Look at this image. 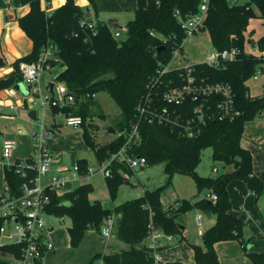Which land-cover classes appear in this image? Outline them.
Segmentation results:
<instances>
[{"label": "trees", "instance_id": "obj_1", "mask_svg": "<svg viewBox=\"0 0 264 264\" xmlns=\"http://www.w3.org/2000/svg\"><path fill=\"white\" fill-rule=\"evenodd\" d=\"M87 1L89 9L78 6L74 0H64L62 6L47 14L41 9L40 0H20L22 5L29 7V11L17 22L31 41L32 50L13 62L11 66L15 76L0 81V90L20 82L19 64L36 61L50 46L49 65L63 69L56 82L64 84L75 98L74 103L63 111L82 118V139L97 163L116 153L124 143L123 135L136 125L140 141L130 152L132 155L145 158L146 166L164 163L167 174L179 173L193 179L197 193L193 199L182 200L183 212L199 210L215 216L214 224L201 234L202 245L190 244L194 264H219L214 244L230 240L240 243L243 253L253 264H264V251H252L251 238L243 239L244 222L231 213L227 191L230 182L240 180L257 197L264 195V182L253 174L250 153L240 145L245 123L264 114V94L250 96L246 85L257 72L264 71L262 57L246 50L256 45L258 51L264 52V35L254 41L251 33H247L251 20L259 18L264 21V0H208L206 17L199 32L207 34L211 48L216 52L236 48L240 53L218 69L204 63L194 64L192 76L198 80L196 84L227 85L237 115L229 121H207L193 137L184 136L180 127L171 128L150 122L146 114L159 113L168 108L175 110L183 120L193 118L194 102L187 100L182 106L174 108L163 101L166 91L174 85L183 84L180 76L184 70L173 69L162 75L159 72L170 63L175 52H183L186 33L178 18L185 20L195 15L202 0H135L133 18L125 24L126 30L120 32L118 38L114 33L119 28L110 22L95 21L92 30L80 26L82 20L92 19V12L94 15L97 13L94 0ZM6 66V60L0 56V68ZM99 92L107 93L120 110L119 117L111 123L116 137L105 144L96 142L97 126L93 123L96 114L91 111V107L95 106L92 95ZM221 99L219 96H208L205 106H212ZM139 106L145 110L141 116L136 111ZM209 111L217 113L214 108ZM52 112L56 113V109ZM97 115L105 118L101 111ZM119 133L123 135L119 136ZM205 148L212 150L213 162L222 163L223 167L230 166L231 170L214 177L199 176L195 169ZM31 162V158L25 161ZM19 164L15 161L14 165ZM77 167L83 176L87 162L78 160ZM109 169L111 177H105V182L113 199L125 180L122 172L129 175L132 172L117 162H112ZM24 173L22 177L14 167L3 169V181L9 188L10 197L20 196L22 185L34 176L30 169H24ZM203 191L215 195L216 201L200 197ZM91 192L90 184L77 186L61 196L47 192L49 203L46 213L70 220L67 233L72 249L81 244L89 231L100 234L106 219L115 216L114 235L130 248L119 253L95 255L85 264H157L154 252L158 249H152L146 243L150 225L166 235L183 238V231L175 221L178 215L175 208L172 205L168 208L162 206L158 191H145L139 198L112 209L103 207L99 201H91ZM3 223L0 218V228ZM255 239L259 241L262 236ZM20 248L17 244L0 247V264H14L3 259L2 255L11 254L20 259ZM34 264H42L41 259L35 260Z\"/></svg>", "mask_w": 264, "mask_h": 264}, {"label": "built area", "instance_id": "obj_2", "mask_svg": "<svg viewBox=\"0 0 264 264\" xmlns=\"http://www.w3.org/2000/svg\"><path fill=\"white\" fill-rule=\"evenodd\" d=\"M208 0H202L199 5L198 11L192 17L185 18V20L179 19L181 27L185 30L186 39L199 33V30L203 26L204 19L207 13ZM95 20H82L80 26L86 29L92 30L94 28ZM124 27L115 31L114 36L118 38L120 32H124ZM184 41V43H185ZM183 43V44H184ZM254 51H258L256 45L253 47ZM239 50L231 48L216 52L211 49L210 54L206 58L194 64L204 63L213 68H220L223 63L229 60L235 59L239 55ZM179 55L177 52L174 55ZM51 57V47H47L39 55L36 61L31 63L21 62L19 64V73L21 76V83L24 85L28 96L34 97V105L39 106L42 110L45 108L56 109L54 118H60L63 120V126L77 128L82 125V118L80 116L64 113L63 109L74 103V95L67 89L64 84H59L55 91L47 92L44 96H41L42 90L40 87V77L45 71L51 70V66L48 63V58ZM174 57V56H173ZM258 57H261L258 55ZM173 59V58H172ZM172 61V60H171ZM170 63L163 68L159 73L160 75L167 73L173 69L182 68L184 74L180 76L182 85H174L168 91L163 94V101L171 107H180L185 101L190 100L196 105L193 107L191 114L193 118L182 119L177 115L175 110L163 108L161 112H148V120L155 122L158 125H169L171 128L177 126L182 128V134L187 137H193L198 133L199 128L207 121L216 119L218 121L232 120L236 115L234 101L231 95V90L227 85L222 84H206L196 82L192 76V66L194 64H185L179 67H171ZM260 72H257L253 78H257ZM8 94L15 95L13 89L8 90ZM208 96H219L222 99L215 102L212 106H205V98ZM95 98V95H92ZM11 109L13 106L10 107ZM210 108H214L217 113H212ZM137 113L141 116L145 114L143 107L137 108ZM182 119V120H181ZM43 129V126H40ZM50 131H45L44 134L36 135L32 133L34 139L32 162L20 163L14 165L15 162L11 161L12 150L14 143L12 141H2L1 146V159L0 170L4 168L14 167L15 172L25 176L24 169H30L34 172L33 178H29L26 183L22 185V193L17 197L9 196V188L4 185L2 194H0V218L4 220V223L12 225V232L8 239L12 241V244L20 245V259H15L11 254L2 255L3 259H6L14 264H25L26 260H40L43 256L53 250V245L49 237L50 225L47 223L46 206L49 203L48 191L58 193L61 187H63L70 179V172H72L74 178H78L79 170L77 165L73 166L71 170L59 163L58 158L50 152L41 140L44 136H49ZM122 134V133H121ZM118 134L119 136L121 135ZM123 135V134H122ZM124 143L120 149L112 154L109 159L102 163H98V168L87 167L85 175L90 176L95 173H100L105 177H111L109 166L112 162H117L124 165L129 171L135 172L146 166V160L143 157L134 156L130 152L135 145L139 144L140 137L137 130V126L131 127L128 133L123 135ZM214 172L217 170L214 168ZM123 179L129 178L128 172H122ZM46 180L45 183L42 181ZM205 198L213 202L216 201V196L212 194H206ZM203 220V213H197L195 216V224L197 227H201ZM115 226L114 216H110L106 219L100 230V236L105 239H110L113 236V230ZM0 228V237L2 235V228ZM148 246L152 249H156L162 240L170 241L172 236L166 235L161 230H155L152 225L149 226ZM4 244L0 241V247ZM154 258L157 264L159 260Z\"/></svg>", "mask_w": 264, "mask_h": 264}, {"label": "rangeland", "instance_id": "obj_3", "mask_svg": "<svg viewBox=\"0 0 264 264\" xmlns=\"http://www.w3.org/2000/svg\"><path fill=\"white\" fill-rule=\"evenodd\" d=\"M101 1L105 5L107 0ZM107 2L111 7H114V11L111 12L115 13L116 20L120 27L125 26L128 20H131L133 18L134 11L132 10L135 9L136 6L135 0H108ZM108 12L110 11L105 10L102 16L103 18L100 20H109L108 18L112 17V15H109ZM255 12L256 14H258L256 10ZM113 28L115 30V27ZM247 33H251V37L253 38V40H257L258 38H260L262 35H264V21L259 18L251 20L247 29ZM121 35H123V33ZM211 49L212 48L210 46L207 34L205 32H199L196 35L192 36L189 40L185 41V44L183 45V52L178 56L177 54L174 55L171 61V67H179L187 63L194 64L199 62L198 60L203 61L206 56L210 54ZM248 49H250V47L246 48V50ZM7 67L8 66L4 68ZM52 69L50 72L45 71L41 74V96L45 95V88L48 83V78L51 79L50 81L52 82L50 83H53L55 87H57L58 85L57 82L54 81V75L55 72L59 70V68L57 67L53 70ZM262 74L264 73H261L260 76ZM253 84L254 81L250 80L247 85L252 88ZM13 87L14 85L3 88L0 90V92H6L8 89ZM16 96L18 99H20L22 105L21 108L25 110V114L29 113L32 110L37 112L38 123L31 121L30 125H32L35 132H38L39 124L44 118V116L42 115V109L39 108V106L33 104L34 97L28 96L27 91L24 93L16 92ZM93 100L95 102V106L93 108L91 107V111L96 114L93 118V123L97 126L96 142L99 144H105L116 137V133H111L110 129L112 127L111 123L119 117L120 110L116 106L114 101L110 98V96L105 92L96 93L95 98ZM50 109L51 108L48 107L45 109L46 123L47 120H49L50 118ZM99 111L104 114V119L98 117L97 112ZM17 113L19 112L16 109L12 113L10 112L9 116L18 117ZM56 120L59 123L63 124L62 119L58 118ZM18 128H21L23 132H26V129L22 125L16 126L15 131ZM60 131L61 133L55 132L53 136L47 140V147L49 148L50 152H52L53 154L55 153L56 155L61 154L65 164L71 163L72 156L76 155L77 157L83 156L88 161L90 167L98 168V165L95 162V156L93 152L86 149V146L82 139V130L80 127L72 128L62 126ZM211 153L212 150L210 148H205L204 150H202L200 162L195 169L196 173L199 176L214 177L231 170L230 166L223 167L222 163L213 162L211 158ZM213 168H215L217 172H214ZM82 182L89 183L92 185L93 191L91 193L92 195L90 194V196H94V198L97 199L102 204V206L107 209H112L126 201L139 198L143 195L145 191H158L159 201L161 205L166 208L172 205L175 210H177L181 206L182 200L193 199L195 194L197 193L195 183L190 176L182 175L179 173H172L171 175H169L164 170V163H159L153 166H145L144 168L138 171L132 172L129 178L127 180H124L123 184L118 187L115 197L113 199L110 198L107 190L105 189L104 178L101 174L92 176L88 180H83ZM94 183L95 186H97V193H95L96 195L93 194L95 192ZM232 183L241 182L239 180H236ZM78 184L80 183H66L63 187H61L57 194H59L60 196L64 195L71 191L73 188H75ZM1 187L2 185L0 186V188ZM94 198H91V200L94 201ZM261 207L262 209H264V202H262ZM197 213L200 212H196V210H186L185 212L179 213L176 216L175 221L177 225L185 227L186 231L183 232V238H175L172 245H169L167 249H163V251H166L162 252L161 256L163 257V259H165V261H184L186 260L187 255L189 256V258L191 257L189 250L192 253V259L194 258L190 244H193L195 242L194 240H196L198 233H200L202 230H205L206 224L209 225V222L211 221L205 216H203L201 227H197V225L195 224V216ZM114 219L116 223L115 216ZM47 222L52 225L50 234L54 249H59L58 244H61L62 242H65V244H67L68 235L66 229L70 226V220L64 217L47 219ZM2 228V235L5 237H9L12 231L11 224L5 223L3 224ZM253 235H256V233H253ZM258 242L259 244H264V238H262ZM146 243L148 244V241H146ZM106 245L107 246H105L104 248L106 254L119 253L130 248L128 244L119 241L115 236H112L108 240ZM77 253H79L81 257L77 256ZM51 255L49 254L47 257H45L42 262L46 263L48 261H54L55 258L59 255H61V257L67 258L69 260L68 262L71 264H85L88 261L86 257H82L84 256L82 250H79V252H74L73 254H61L56 251V253Z\"/></svg>", "mask_w": 264, "mask_h": 264}, {"label": "crops", "instance_id": "obj_4", "mask_svg": "<svg viewBox=\"0 0 264 264\" xmlns=\"http://www.w3.org/2000/svg\"><path fill=\"white\" fill-rule=\"evenodd\" d=\"M74 1L78 6L82 8L88 7L87 0L85 1L74 0ZM107 1H106V4L104 5L101 0H94L97 13L96 15H94V13L92 12L91 17L95 21H99L100 19L103 18L102 16L105 10H109L110 12L108 13L109 15H112V17H109L108 18L109 20L107 21H103V20H100V21L104 23L110 22L113 25L120 27L116 20L115 13L111 12V11H114L113 10L114 7H111ZM63 4H64V0H40L41 9L44 10L47 14L51 13L54 9L59 8ZM134 10L135 9H133L132 11ZM28 11H29V7L27 5H22L20 0H0V56L3 57L8 64L7 68H0V81L14 77L15 70L11 66L13 62L28 55L32 50L31 41L26 37L24 32L19 28L18 22H17V19L24 16ZM89 11L91 13V9ZM251 49H253V47L252 48L250 47V49H248L247 52H254L256 55H260L262 57V60H264V52L254 51ZM198 61L201 62L202 60H198ZM57 67L59 68V70L55 72V75H54L55 82H56V77L63 70L59 66H55L52 68L55 69ZM262 67H264V65H262ZM50 71L51 70H49V72ZM262 73H264V71H262ZM260 74L257 76V78L252 77L246 83L247 85L250 80L254 81L252 88H250L247 85L250 96L256 97V96H261L262 94H264V74H262L261 76ZM50 80H51L50 78L47 79L48 83L45 88V94L47 92H50L51 86L53 87V92L55 91L56 87L53 83H50L52 82ZM17 83H21V82H16L13 85L15 86ZM57 84L59 85L62 83H57ZM40 87L42 90L41 77H40ZM10 89H13L15 91L14 96H11L8 94L9 89L6 92L5 91L0 92V138L2 141H12L14 143L11 161H14V162L19 161L20 163H25V161L28 158H32L33 145L35 142L32 137V133L35 131L32 125L30 124H31V121L38 123V119L34 121L29 118L28 113L25 114V110L21 108L22 107L21 101L16 96V92H19V93L26 92L25 87L23 91H17L14 89V87ZM11 106H13L12 109L10 108ZM16 109L19 112L17 113L18 117L9 116L10 112L12 113ZM45 109L42 110V115L44 116V118L42 122H40L39 124L38 132H35V133L36 135H40V134L43 135L45 131H50L49 136H44L42 138H39L41 140L42 145H44L49 150V148L47 147V140L51 138L55 132L61 133L60 130L63 124L59 123L56 120L57 118H54V113L52 112V109H50V113H49L50 118L49 120H47V123H46V116H45L46 110ZM36 118H37V112H36ZM19 125H22L26 129V132H23L21 128H18L15 131V127ZM41 125L43 126V129L40 128ZM240 145L243 149H245L246 151L250 153L253 174L261 182H264V114L260 115L259 117L255 118L252 121L245 123L242 137L240 140ZM86 149L88 148L86 147ZM54 156L58 158L59 163H61L62 165H65L70 170L73 166L77 165L78 160H85L87 162V167H90L88 164V161L83 156L82 158V157H77L76 155L75 156L73 155L71 163L69 164L67 163L65 164L64 159L61 156V154H58V155L55 154ZM96 164L98 163L96 162ZM0 173H1L0 186L2 185V187L0 188V194H1L4 189L3 170H0ZM99 174L100 173H95L90 176H87L85 174L82 176L79 174L78 178H74L72 172H70L69 174L70 179L67 183L69 182L70 183H76V182L80 183L77 186H80L82 184H89V183H83L82 181L88 180L92 176L99 175ZM42 182L45 183L46 180H43ZM232 182H230L227 186L228 197H229V201L231 204V213L244 222L243 239L248 240L251 238L250 243H251V246H253L252 251L262 252L264 251V244H259L258 240L255 239V237L262 236V238H264V209H262L261 207L262 202H264V195L257 197L252 191H250L246 187V185L242 181H240L241 183H232ZM104 184H105V189L107 190L105 178H104ZM94 190L95 192L93 194L96 195L95 193H97L96 192L97 186H95V183H94ZM92 191H93V187H92ZM205 194H206V191L201 192L200 197L205 196ZM91 198H94V196L89 197L90 200ZM93 200L98 201L95 198ZM197 211L199 210H196V212ZM203 216H205L204 213H203ZM205 217L211 220L209 222V225L206 224L205 226L206 228L205 230H207L214 224L215 216L211 214L210 218H208L207 216ZM47 219H55V217L49 216L47 217ZM48 224L51 227L50 228V231H51L52 225L50 223ZM183 228H184L183 232L186 231L185 227ZM205 230H202L200 233H198L196 240H194L195 242L193 244H196V245L202 244L201 234ZM93 232L94 231H89L84 236L81 244L75 249L70 248L69 237H68L67 244H65V242H62L61 244H58L59 249H54V245L51 239V234L49 232V237L53 245V250L47 252L43 256V258L41 259V263L42 264H53V263L71 264L68 262L69 260L67 258L61 257V255L56 257L54 261H50V262L48 261L46 263L42 262L45 259V257H47L49 254L51 255V254L56 253V251L61 254L62 253L73 254L74 252H79V250H82V253L84 255L82 257L84 258L86 257L88 259L87 262H89L95 255L106 254L104 251V248L105 246H107L106 244L109 239H105L101 237L100 234L96 232L93 233ZM253 233H256V235H253ZM114 236L115 235H114V230H113V237ZM174 239L175 237H172V239L169 242L162 240L160 244L157 246L158 250L155 251L154 254H155V257L159 260L158 261L159 264H164L165 262H167L161 256V253L166 251V250L163 251V249L165 248L167 249L169 245L173 244ZM0 241L4 245L12 244V241L8 239V237H5V236H1ZM214 250L218 257L219 264H253L250 261V259L245 256L240 243L236 240L217 242L216 244H214ZM189 253L191 255L190 258L187 255L186 260L173 261V262H180L183 264H194V261H193L194 258L192 259V253L190 252V250H189ZM51 256H55V255H51ZM77 256L81 257L79 253H77ZM25 264H34V261L26 260Z\"/></svg>", "mask_w": 264, "mask_h": 264}, {"label": "water", "instance_id": "obj_5", "mask_svg": "<svg viewBox=\"0 0 264 264\" xmlns=\"http://www.w3.org/2000/svg\"><path fill=\"white\" fill-rule=\"evenodd\" d=\"M14 89L17 90V91H23V89H24V85H23L22 83H17V84L14 86ZM52 92H53V87L51 86V87H50V93L52 94ZM28 116H29L30 119H32V120H34V121L37 120V118H36V112H35L34 110L30 111V112L28 113ZM110 132H111V133H114V130L111 128V129H110ZM1 146H2V140H1V138H0V159H1ZM182 212H183V207L180 206V207L177 209V213H182ZM204 214H205V216H207L208 218H210V216H211L210 213H204ZM178 227L180 228L181 231L184 230V228H183L182 226L178 225Z\"/></svg>", "mask_w": 264, "mask_h": 264}]
</instances>
